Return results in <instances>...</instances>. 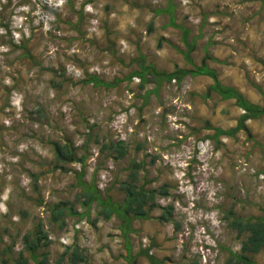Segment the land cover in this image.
Instances as JSON below:
<instances>
[{"label": "rangeland", "instance_id": "374dc122", "mask_svg": "<svg viewBox=\"0 0 264 264\" xmlns=\"http://www.w3.org/2000/svg\"><path fill=\"white\" fill-rule=\"evenodd\" d=\"M176 1L201 9L194 0ZM162 2L0 0V264H11L22 251L35 264L22 237L40 222L52 237L44 248L52 263L73 243L86 249L92 264H151L136 256L147 247L160 264H226L230 250H241L248 233L239 234L233 219L256 217L264 209V116L249 119L248 131L215 139L216 127L231 128L239 107L214 92L206 96L212 78L188 76L171 88L165 83L146 105L144 95L154 85L140 88L136 77L110 88L85 82L88 75L124 79L138 68L141 54L164 70L179 63L189 67L167 41L158 46L161 33L176 41L179 31L163 29V18L149 28L150 8ZM259 12L260 26L264 5ZM259 33L260 44L251 48L246 42L239 54L248 59L227 56L214 63L222 82L241 84L237 74L245 73L254 87L248 73L264 72V30ZM208 123L214 128H206ZM119 140L127 149L123 157L101 148ZM54 142H71L78 157L88 153L86 179L95 173L98 187L115 201L125 198L119 183L127 179L132 159L144 164L139 185H167L168 195L156 196L152 218L133 222V260L118 220L98 215L97 204L88 218L67 217L64 228L51 221L49 207L64 200L85 210L76 200L81 188L74 171L81 164L57 163ZM166 205L173 206L175 224L156 219ZM253 258L264 264V248Z\"/></svg>", "mask_w": 264, "mask_h": 264}, {"label": "trees", "instance_id": "16d2710c", "mask_svg": "<svg viewBox=\"0 0 264 264\" xmlns=\"http://www.w3.org/2000/svg\"><path fill=\"white\" fill-rule=\"evenodd\" d=\"M179 5L176 0H163L159 5L150 8L153 17L149 23V28L152 31L154 28V18L156 16H166L167 21L165 26H172L180 31V40L183 43V48L173 45L176 50L183 55V58L189 67L175 66L173 71H166L158 68L154 63L148 62L144 55H139L136 59L138 68L130 73L126 78H116L114 81H105L97 75H88L85 82L93 83L95 85L104 86L106 88L117 86L122 80H133L134 77L140 79V88H145L148 84H153L154 87L147 89L144 95L143 105L149 103V98L152 94L156 96L160 94L161 88L165 83H170L176 79L181 83L186 77H195L198 75H206L213 79V83L207 87L206 96H210L212 92L220 95L221 100L234 99L235 105L241 108L244 113L238 117L236 126L229 129L216 127V133L212 136L217 139L221 135L234 137L239 131H248L246 122L249 119H260L264 116V90L262 87L253 84L257 91L262 95V101L255 103L251 101L239 88L233 85H227L219 78L218 71L211 68L208 60L221 62L208 53V47L211 43L206 45L203 49L205 55L202 57L200 63H197L192 53L198 49V40L203 37L202 26L199 28L197 35H193V30L187 27L183 21L178 22L177 9ZM164 37L158 40V46L162 45ZM206 128H214L208 123ZM86 148L87 142H84ZM55 158L57 163L79 162L81 167L75 170L77 186L81 188L79 194L76 195V200L81 204L85 210L79 211L74 202L64 200L53 204L49 207L51 213V221L58 224L60 228H64L67 224V217H76L78 220L88 218L94 204L100 207L98 215L104 219L110 220L115 217L118 220L117 228L121 231V238L124 240V248L127 251L128 259H132L134 244L132 234L137 230L133 227L135 220L151 219V210L158 205L155 203L157 195L167 196V185L164 184L160 188L152 190L146 189L144 185H139V170L143 168L144 164L136 159H132L128 165L129 174L126 180L119 183V187L125 192V198L122 202L115 201L113 197L108 194V189L101 190L96 183V174H92V179H86V159L88 153L83 152L81 156L76 155L75 148L71 142L64 144L59 142L53 143ZM108 152L115 151L118 153L117 157H123L127 154V149L124 140L116 142H109L101 147ZM60 168V166H57ZM173 206L166 205L162 207V212L156 219L159 222H171L175 224L173 219ZM233 214L232 210L230 211ZM177 226V225H175ZM232 226L239 234L248 233L246 240L243 242L241 250L235 252L230 250V257L226 264H258L253 255L260 252L264 248V209L262 215L256 217L243 218L237 216L232 221ZM48 233L44 230L42 222L35 225V227L27 231L22 241L24 243V251L30 253V258L35 264H65L67 258L69 264H92V260L86 253V249L77 243L65 247L64 252L52 263L49 258V251L44 250L51 243ZM9 247H7L8 249ZM151 247L140 249L137 255H144L151 264H160L162 259L155 257L150 253ZM133 260V259H132ZM132 263V261H131ZM11 264H29V259L24 256L23 251Z\"/></svg>", "mask_w": 264, "mask_h": 264}, {"label": "crops", "instance_id": "0c3cea01", "mask_svg": "<svg viewBox=\"0 0 264 264\" xmlns=\"http://www.w3.org/2000/svg\"><path fill=\"white\" fill-rule=\"evenodd\" d=\"M194 1L197 4L201 5V9L198 8V5L194 6V8H191L189 5L181 6V4H179L178 1H176L177 4L179 5L177 9V16H178V22L183 21L187 27L192 28L193 35H197L200 26H202L201 31L203 33V37L199 39V40L201 39L205 40L204 43L202 44V53L205 55L203 49L206 45L211 43L207 50L208 53L221 62H225V58L227 56H231L230 58H228V61L237 60L238 62L239 60L248 59V57L250 56L239 57V54L240 55L244 54L243 50H244V46H246V42H247V47L249 46L252 48L254 44L256 45L260 44L259 42L260 40H262L263 36L262 34L259 33V31L264 30V23L259 26L258 15L261 12V11L259 12L260 8H262V6L264 5V4L262 5L263 0L261 1L259 0H194ZM159 18H163V22L160 25L163 29L179 31L178 29L172 26H165V23L167 21L166 16L164 17L156 16L154 20ZM190 20H192L191 21L192 23L190 22ZM192 26L196 28V32L194 31ZM211 28L213 29L211 30ZM223 28L225 29V32L223 31ZM209 29L210 32H208L207 35L206 31H209ZM179 36H180V31H179ZM160 37H164L165 40H163V42L167 41L169 46L175 50L172 54L174 55V53H177L181 61L182 62L184 61V63L187 65V63L183 58V55L180 54L173 46L175 45L183 48L184 45L181 42L180 37L178 40L174 41L172 39H169L170 37L167 35V32L161 33ZM199 40H198V48L200 44ZM222 40L224 43H221ZM228 44L229 45L234 44L235 46L230 48ZM162 45L160 46V48H162ZM196 54L197 51L192 53V56L195 58V60H196ZM214 63L215 61L208 60L209 66L217 70V67H215ZM179 64L176 65L182 68L185 67L183 64L180 65ZM175 66L171 70H166V71H173L175 69ZM244 74L242 75L237 74V77H239L241 80V84H243L242 86L238 82L236 83V81H233L232 84L240 88V90L243 91L244 93H247L249 95V97L247 96L249 99L250 97L252 98V96L256 97L253 100V102L256 103L261 102L263 99L262 95L254 87L252 88L251 85H249L247 79L243 78L245 76ZM248 74H249V79H252V81L254 82L253 84L262 87V89L264 90V72L255 71L252 69ZM200 76L209 77L206 75H198L197 77ZM212 83L213 81L210 84ZM228 100H234V99H228ZM222 101H227V100H222ZM243 113L244 111L241 108H238L237 118ZM236 125H237V119H234L232 122L229 123L228 127H234ZM133 227L134 229L137 230V226L133 224Z\"/></svg>", "mask_w": 264, "mask_h": 264}, {"label": "built area", "instance_id": "2783aa9c", "mask_svg": "<svg viewBox=\"0 0 264 264\" xmlns=\"http://www.w3.org/2000/svg\"><path fill=\"white\" fill-rule=\"evenodd\" d=\"M135 78V77H134ZM137 78V77H136ZM138 80H140L139 78H137ZM183 81L181 83H178L176 79H173L170 83H167L168 87H177V85H180L182 84ZM186 93V90L184 91V94ZM86 223L85 221H81V224H84ZM52 238V237H50Z\"/></svg>", "mask_w": 264, "mask_h": 264}]
</instances>
